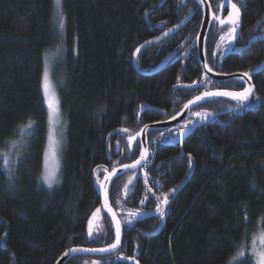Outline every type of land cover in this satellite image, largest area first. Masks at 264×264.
I'll list each match as a JSON object with an SVG mask.
<instances>
[{
    "label": "trees",
    "instance_id": "obj_1",
    "mask_svg": "<svg viewBox=\"0 0 264 264\" xmlns=\"http://www.w3.org/2000/svg\"><path fill=\"white\" fill-rule=\"evenodd\" d=\"M232 1L241 11L237 50L226 51L230 26L213 21L207 62L221 74L248 73L253 99L201 104L197 108L218 115L189 130L183 144L159 139L163 130L150 132L149 162L114 179L108 190L120 219V211L150 214L123 223L116 254L76 255L67 264H229L264 230V0ZM194 9L201 12L195 0H63L61 32L54 0H0V264H56L70 249L114 244L100 185L105 174L141 157L140 139L133 138L149 124L175 118L209 85L246 89L238 80L205 77L197 52L199 14L179 34L139 54L140 69L151 71L185 44L161 72L143 76L134 69L135 51L159 35L157 27L172 29ZM59 48L65 66L59 95L69 128L62 183L48 189L42 180L49 133L42 80L47 55ZM32 121L28 151L10 175L3 154ZM179 128L166 131L174 135Z\"/></svg>",
    "mask_w": 264,
    "mask_h": 264
},
{
    "label": "water",
    "instance_id": "obj_2",
    "mask_svg": "<svg viewBox=\"0 0 264 264\" xmlns=\"http://www.w3.org/2000/svg\"><path fill=\"white\" fill-rule=\"evenodd\" d=\"M200 1L202 2L203 7H204V16H203V20H202V24H201V30H200L198 38H197V52L199 55V62H200L202 71H203V73L207 79L214 81V82H229V81L244 79L246 84H247V88L252 89V94L249 96L247 101H244V102L249 103L255 95L256 88L252 82V79L248 75L244 76L243 75L244 73L221 74V73H218V72L213 71V70L209 71L210 68L208 66V62H207V58H206V54H205V48H206L207 35H208L209 29H210V26L212 23L214 12H213L212 5L210 4V2L208 0H200ZM231 3L232 2L230 1L228 6H230ZM224 7H225V2L222 3L221 9H224ZM192 17H193V14L190 15L185 20H183L180 24H178L177 26H175L171 30H168L167 32L162 34L161 36L156 37L154 39H151V40L143 43L140 47H138L137 49H139V51H137V50L135 51L134 56H133V60H132L134 69L140 75H143V76H152V75H155V74L161 72L164 69V67L166 65H168L172 60H174L179 55V53L186 47L185 44L182 45L177 51H175L173 54H171L159 66L152 69L151 71H143L140 69V67L138 65V61H137L139 54L143 50H145L147 47H149L153 44H159V43L163 42L164 40H166L167 38L180 33L192 21ZM225 24H227V23H225ZM225 91L226 92H238V91H231V90H214V91L204 92V93L197 96V97H202V99L197 100L196 99L197 97L193 98L191 101H189L185 105L182 112L179 115H177L175 118L168 120V121H163V122H159V123H155V124H149L146 127H144L133 138L134 140L140 139V141H141V145L143 147V154L141 155V157L132 163L122 165V166H118V167L114 168L112 171L105 174V176L101 182V185H100V197H101V201H102V208L108 214V216H109V218L113 224V227L115 230V243H116L117 225H119L120 236H119L118 246L115 249H112L111 246H108L105 248L76 247L73 249H77V251H70L71 250L70 249L69 251L65 252V253H67V255H65V253H64L59 258V260L56 262V264H67L76 255H87V256H91V257L100 258V257H107V256L114 255L120 250L121 245H122V241H123V224H122V221H121L118 213L113 208V206L110 202L108 190H109V186H110L111 182L124 173L135 172V171L141 170L149 162L151 153H150L148 135L150 132L161 131V130H171V129H175V128L181 126L189 118L190 114L192 113V111L194 109H196L198 106H200L201 104H203L207 101L214 100L217 98L232 99L231 97H228V96L206 95L208 93L225 92ZM239 92H242V91H239ZM232 100H234V99H232ZM234 101H238V100H234ZM226 113H229V112H226ZM190 133H191V131L187 132L181 138L182 144L189 137ZM187 181H185L181 185V189L187 184ZM109 209H111V211H109ZM98 219H99V212L96 211L93 214V216L90 220V224H89L88 233L91 232V234H89L90 237L93 235V232H94V229L97 225ZM126 261H130V262H133L135 264H138L137 261L134 259H126Z\"/></svg>",
    "mask_w": 264,
    "mask_h": 264
},
{
    "label": "rangeland",
    "instance_id": "obj_3",
    "mask_svg": "<svg viewBox=\"0 0 264 264\" xmlns=\"http://www.w3.org/2000/svg\"><path fill=\"white\" fill-rule=\"evenodd\" d=\"M61 8H62V4H61ZM54 14H55V21H56L57 28L60 29L58 26L59 17L56 15V8H55ZM63 25H64V27H63L61 32H63L65 29V24H63ZM237 26L238 25L235 26L236 27V33H237ZM231 27H233V26L231 25L229 27V29ZM233 40H235V39H228L226 41V51L231 49V47L233 45ZM61 50L62 49L59 48V49H57V51H53L49 55H47L46 64H45V66H46L45 72H47L48 79L50 82V92H51L52 96L54 97V99L59 101V105H58L59 114H58V117H56L54 119H50L51 111L48 108V104L46 102V98L44 96V90H43L44 77L42 80V92H43L45 104H46L48 115H49V133H48V141H47V146H46L45 155H44V169H43L42 180H43L44 185L48 189L57 188L62 183L63 158H64L66 146H67V132H68V128H69V121H68V118L66 117L65 113L62 110L61 102H60V95H59V86L61 84H63V81H64L63 77L65 74V69H64L65 66H64L63 61H62L63 60V56H62L63 52ZM205 54H206V58H207L206 48H205ZM45 72H44V74H45ZM238 81L245 83L246 88H247V84H246L244 79H240ZM208 89L209 90H207L206 92L214 91L212 85H209ZM197 113H201L203 115H197ZM217 115H218V112L215 110L205 108V107L196 108L190 114V116H189L190 118H188L181 126H179L180 128H179L177 133L172 135L169 131L163 130L165 132H161L158 135V137H159V139H162L164 142L165 141L166 142H172L174 140L177 141V140H179V138H182L189 130H191L195 126L203 124V123H207V122L211 121L212 119H214L215 117H217ZM27 125H28V123L25 125H22L20 127V136H19L18 140L13 141L15 143L11 142L9 144L8 149L3 154V169L10 175L14 174V171H15L17 164L23 160V158L25 157V155L28 151V147L30 144V137L34 131L35 123L33 121L31 122V125H32L31 129H27ZM21 130H23V131H21ZM50 136L52 137V140L54 141V144H53V147L55 149V159L54 160L52 159L51 154L49 153ZM46 154H48V155L46 156ZM142 154H143V147H142ZM5 159L8 160L7 165L4 164ZM46 164L49 167H55V169H56V174L53 177V180L51 182V186H49V184L45 183V181H44V176H45L46 171H47ZM148 213L150 214V212L142 211V212L137 213V214L131 213L130 215H128V214L125 215L123 212L120 211L122 224L124 223L126 225H133L137 220L143 219L144 217L149 215ZM158 214H160V213H158ZM98 227L101 228L102 225L99 224ZM262 237H264V230H260V231L256 232L255 234H253L252 236H250L248 243H246L247 245H249V247H247L245 249L244 245H246V244H244L242 247H240L239 251L234 256V258H237L239 253L243 252V258L242 259H236V260H234V258H232V260L230 261L229 264H239V263H241V261H244L246 259L250 260L251 262H253L255 264L256 257L252 255V252L254 249L256 251H264V248L260 247L261 244H264V239H262Z\"/></svg>",
    "mask_w": 264,
    "mask_h": 264
},
{
    "label": "snow or ice",
    "instance_id": "obj_4",
    "mask_svg": "<svg viewBox=\"0 0 264 264\" xmlns=\"http://www.w3.org/2000/svg\"><path fill=\"white\" fill-rule=\"evenodd\" d=\"M55 3V8H56V15L59 17L58 19V26L59 28L62 30L64 25H63V13H62V8H61V4H62V0H54ZM230 3V0H225V7L228 6V4ZM231 7V11L228 12V16L227 19H222L220 17H214L215 20H217L219 22L220 25H224L225 23L233 25V27H231L229 29L228 32V37L229 39H235L236 37V25L238 23L239 20V8L237 7V5L235 3H231L230 4ZM221 39H224V37H221ZM137 51H139V49H137ZM209 71H211V69H209ZM244 76H247L248 73H244ZM43 90H44V96L46 98V102L48 104V108L51 111V116L50 119H54L56 117H58L59 114V101L55 100L54 97L52 96L51 92H50V82L48 79V74L47 72H45L44 74V80H43ZM252 94V89L251 88H247L244 89L242 92H215V93H208L206 95H215V96H228L231 97L234 100H238V101H247L249 96ZM197 100L202 99V97H197ZM191 103V102H190ZM197 115H203L201 113H197ZM32 125L31 122L28 123L27 125V129H31ZM23 131V130H21ZM15 143V142H13ZM54 141L52 140V137L50 136V144H49V153L51 154L52 159H55V149L53 147ZM48 154H46L47 156ZM4 164L7 165L8 164V160L5 159L4 160ZM46 174L44 176V181L45 183H48L49 186H51V182L53 180V177L56 174V169L55 167H49L46 164ZM168 200L167 197L164 198L163 203L167 204ZM99 211V210H97ZM109 211H111V209H109ZM91 234V232L89 233ZM119 236H120V232H119V225H117V232H116V243L111 245L112 249H115L118 244H119ZM262 239H264V237H262ZM247 247H249V245H244V248L246 249ZM261 248H264V244L260 245ZM70 251H77V249H71ZM65 255H67V253H65ZM252 255L256 257V261L255 264H264V251H256L255 249L252 252ZM243 258V252L239 253L237 258H234V260L236 259H242Z\"/></svg>",
    "mask_w": 264,
    "mask_h": 264
},
{
    "label": "flooded vegetation",
    "instance_id": "obj_5",
    "mask_svg": "<svg viewBox=\"0 0 264 264\" xmlns=\"http://www.w3.org/2000/svg\"><path fill=\"white\" fill-rule=\"evenodd\" d=\"M198 2L199 6H200V10L201 12H198V10H193L191 14H193V17H196L197 14L201 15L202 16V20H203V16H204V7H203V4L200 0H195ZM210 2V4L212 5V8H213V12H214V15H213V19H212V22L215 21V22H218L217 20L214 19V17H220L222 19H227V16H228V12L231 11V8L230 6H227V7H224V9H221V5L223 2H225V0H208ZM232 3H234L232 0H230ZM219 2V3H218ZM218 3V5H216ZM214 4V5H213ZM238 7V6H237ZM239 8V7H238ZM240 9H239V19H240ZM219 23V22H218ZM220 25V24H219ZM220 26H231L230 24H224V25H220ZM233 26V25H232ZM162 28L163 27H157V31L159 33V36H161L162 34H164L165 32H167L169 29L165 30L164 32H162ZM179 34V33H178ZM172 37V36H171ZM240 35H238L237 39L236 40H233V45L231 47V49H229L230 51H235L237 50V43H238V39H239ZM170 38V37H169ZM168 39V38H167ZM166 39V40H167ZM165 41V40H164ZM239 92V91H238Z\"/></svg>",
    "mask_w": 264,
    "mask_h": 264
}]
</instances>
